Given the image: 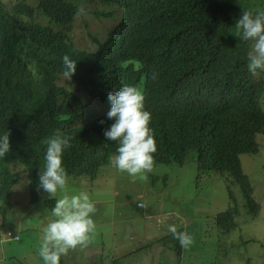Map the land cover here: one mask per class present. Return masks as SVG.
<instances>
[{"label": "trees", "instance_id": "1", "mask_svg": "<svg viewBox=\"0 0 264 264\" xmlns=\"http://www.w3.org/2000/svg\"><path fill=\"white\" fill-rule=\"evenodd\" d=\"M92 2L96 16L116 23L88 50L73 42L58 46L50 25L72 18L73 0H0V135L8 132L11 146L0 157V214L19 167L29 202L52 209L55 199L39 188V175L45 141L54 134L73 137L63 156L68 178L94 179L117 149L104 135L114 123L108 93L130 85L143 92L151 113L155 165H181L191 156L198 170L220 176L229 202L214 217L221 231L235 226L240 211L254 217L258 204L238 156L256 153L255 137L264 134V73L250 74L251 42L229 32L243 9L229 0ZM64 55L77 61L70 80L63 76ZM24 57L37 60L33 80L18 64Z\"/></svg>", "mask_w": 264, "mask_h": 264}, {"label": "rangeland", "instance_id": "2", "mask_svg": "<svg viewBox=\"0 0 264 264\" xmlns=\"http://www.w3.org/2000/svg\"><path fill=\"white\" fill-rule=\"evenodd\" d=\"M258 1L229 0L251 11L260 10ZM255 140L257 152L238 157L258 211L254 217L240 211L226 232L214 220L229 205L224 183L213 172L198 170L191 156L181 165H154L143 180L119 171L110 160L90 183L85 177L68 178L57 198L71 197L77 187L86 192L98 209L93 217L97 233L90 246L70 251L62 264H264V134ZM15 172L13 191L0 214V264H42L41 230L52 219L51 210L41 200L29 202L25 171L19 167ZM230 189L237 204L242 203L237 185ZM169 225L191 235L193 244L183 248ZM6 231L16 232L18 240H8Z\"/></svg>", "mask_w": 264, "mask_h": 264}, {"label": "clouds", "instance_id": "3", "mask_svg": "<svg viewBox=\"0 0 264 264\" xmlns=\"http://www.w3.org/2000/svg\"><path fill=\"white\" fill-rule=\"evenodd\" d=\"M259 1V4L263 3L262 0ZM73 3L78 11L75 16L76 11L71 19L50 24L58 39V46L73 42V47L94 50L96 42L103 43L108 36L107 30L114 28L116 22L102 15L96 16V4L92 0H73ZM241 9L242 14L236 20L234 30L229 32L239 39L251 42L247 53V68L256 77L264 73V10L253 12L251 7L247 10L245 7ZM104 19L106 22L100 24ZM90 22H94L91 28ZM76 31L80 33L78 41L75 40ZM10 35L14 36L11 32ZM36 61L35 58L24 57L18 62L23 71L30 72L32 80V68L37 70ZM62 62L65 69L63 76L70 80L76 72L77 61L64 55ZM36 72V76H39L40 71ZM108 99L111 108L107 117L114 119V123L105 129L104 135L106 141L117 143L116 154L109 158L110 163L133 178L147 179V174L154 168V154L158 151V146L149 126L151 113L145 108V95L137 87L125 85L110 91ZM72 140L70 135L54 134L45 141V164L39 175V188L48 194L49 199H55V203L51 209L52 219L41 230L39 255L43 264H61L62 257L67 258L70 251L78 247L84 249L92 244L97 233L93 217L98 209L86 192L57 198L58 190L66 189L67 186L68 173L63 166V156L72 147ZM10 147L9 133L0 135V157H4ZM103 155V151L97 152V156ZM167 230L179 240L183 248L190 247L194 242L191 235L178 231L175 225H169ZM5 237L10 240L18 239L17 233L9 231L5 232Z\"/></svg>", "mask_w": 264, "mask_h": 264}, {"label": "crops", "instance_id": "4", "mask_svg": "<svg viewBox=\"0 0 264 264\" xmlns=\"http://www.w3.org/2000/svg\"><path fill=\"white\" fill-rule=\"evenodd\" d=\"M97 176V175H96ZM81 178V177H80ZM86 178V177H85ZM88 179V178H87ZM95 179V178H94ZM94 179H92V180H94ZM92 180H89L88 179V181H89V183L92 181ZM76 186V185H75ZM80 189H78V187L76 188V189H74V190H72V193H71V196L72 195H78L79 193H80ZM91 200V199H90ZM92 201V200H91ZM92 202H94V201H92ZM16 233V232H15ZM100 235L102 236V234L100 233ZM8 240H10V239H8ZM18 240V239H17ZM122 244H120L117 248L118 249H120L122 246H121ZM90 246V245H89ZM42 264H43V261L41 262ZM63 263V257H62V262H61V264Z\"/></svg>", "mask_w": 264, "mask_h": 264}]
</instances>
